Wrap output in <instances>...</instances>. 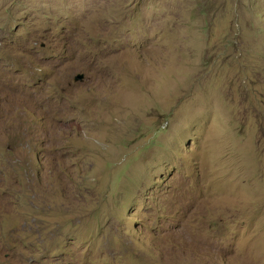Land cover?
Wrapping results in <instances>:
<instances>
[{
    "label": "rangeland",
    "instance_id": "1",
    "mask_svg": "<svg viewBox=\"0 0 264 264\" xmlns=\"http://www.w3.org/2000/svg\"><path fill=\"white\" fill-rule=\"evenodd\" d=\"M0 264H264V0H0Z\"/></svg>",
    "mask_w": 264,
    "mask_h": 264
},
{
    "label": "water",
    "instance_id": "2",
    "mask_svg": "<svg viewBox=\"0 0 264 264\" xmlns=\"http://www.w3.org/2000/svg\"><path fill=\"white\" fill-rule=\"evenodd\" d=\"M80 79H82V75L81 74L78 75V76H75V78H74V80H80Z\"/></svg>",
    "mask_w": 264,
    "mask_h": 264
}]
</instances>
